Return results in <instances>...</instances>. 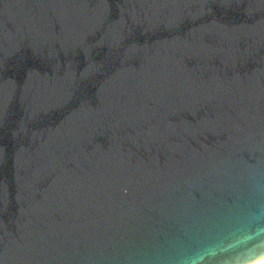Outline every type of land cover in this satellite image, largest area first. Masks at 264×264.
I'll list each match as a JSON object with an SVG mask.
<instances>
[{"label": "water", "instance_id": "1", "mask_svg": "<svg viewBox=\"0 0 264 264\" xmlns=\"http://www.w3.org/2000/svg\"><path fill=\"white\" fill-rule=\"evenodd\" d=\"M264 259V0H0V264Z\"/></svg>", "mask_w": 264, "mask_h": 264}, {"label": "bare ground", "instance_id": "2", "mask_svg": "<svg viewBox=\"0 0 264 264\" xmlns=\"http://www.w3.org/2000/svg\"><path fill=\"white\" fill-rule=\"evenodd\" d=\"M252 264H264V259L259 260V261L255 262V263H252Z\"/></svg>", "mask_w": 264, "mask_h": 264}]
</instances>
